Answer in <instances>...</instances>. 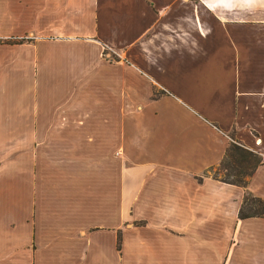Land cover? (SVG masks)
Segmentation results:
<instances>
[{"label": "crops", "instance_id": "obj_1", "mask_svg": "<svg viewBox=\"0 0 264 264\" xmlns=\"http://www.w3.org/2000/svg\"><path fill=\"white\" fill-rule=\"evenodd\" d=\"M0 39V264H264V0H0Z\"/></svg>", "mask_w": 264, "mask_h": 264}, {"label": "trees", "instance_id": "obj_2", "mask_svg": "<svg viewBox=\"0 0 264 264\" xmlns=\"http://www.w3.org/2000/svg\"><path fill=\"white\" fill-rule=\"evenodd\" d=\"M261 164V156L246 149L238 142H232L228 146L220 164L217 167L209 168L208 172L214 180L245 189L255 169ZM197 180L200 182L201 178ZM249 217H264V200L252 196L246 190L243 202L238 211V218L244 219ZM136 224L142 225L144 222H137ZM117 248H120L119 238Z\"/></svg>", "mask_w": 264, "mask_h": 264}, {"label": "rangeland", "instance_id": "obj_3", "mask_svg": "<svg viewBox=\"0 0 264 264\" xmlns=\"http://www.w3.org/2000/svg\"><path fill=\"white\" fill-rule=\"evenodd\" d=\"M17 41H21V40H13V42H17ZM10 42H12V41H10ZM0 43H3L2 42V39H0ZM38 52H39V46H38ZM38 56H39V54H38ZM209 173V172H208ZM213 173V172H212ZM210 174V173H209Z\"/></svg>", "mask_w": 264, "mask_h": 264}]
</instances>
